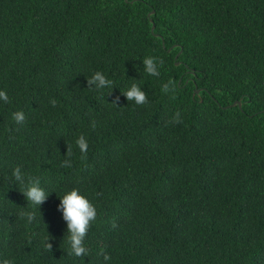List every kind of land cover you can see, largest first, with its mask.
<instances>
[{"label": "trees", "instance_id": "trees-1", "mask_svg": "<svg viewBox=\"0 0 264 264\" xmlns=\"http://www.w3.org/2000/svg\"><path fill=\"white\" fill-rule=\"evenodd\" d=\"M98 71L112 88L87 89ZM134 82L147 105L121 95ZM0 90V260L264 264V0H0ZM17 166L49 194L39 208ZM74 188L97 210L84 258L66 255L57 210Z\"/></svg>", "mask_w": 264, "mask_h": 264}, {"label": "clouds", "instance_id": "clouds-1", "mask_svg": "<svg viewBox=\"0 0 264 264\" xmlns=\"http://www.w3.org/2000/svg\"><path fill=\"white\" fill-rule=\"evenodd\" d=\"M144 65V70L147 74L151 76H159V68L163 66V60H157L155 57H145L142 61ZM87 89L101 90L104 88H112L113 81L108 79L102 72H95L90 78H87ZM176 86L173 81H169L162 87V92L168 93L169 91H175ZM128 102H134L136 106H144L149 103L148 96L145 91L137 83H132L129 88L121 92ZM0 101L7 104L10 103V99L7 93L0 90ZM120 102V97L117 96L113 101L112 105L118 107ZM53 107L57 106V100L52 99L50 101ZM13 120L17 124H21L25 120V115L22 111H17L13 113ZM183 120L181 118V113L177 111L174 116L166 122L165 126L168 124H180ZM91 127L94 130L96 128V121H91ZM81 153V159H87V153L89 149V143L87 138L81 134L75 141ZM73 155L72 145H67L66 159L61 162V168H71L72 162L71 157ZM12 177L20 186L19 191L23 194L25 199L28 201V205L39 208L47 199L48 193L41 187V182L39 178L33 176H25L21 168L17 166L12 171ZM60 203L57 210L62 213V218L67 224V231L65 238L68 244V249L66 255L76 258L88 257L89 249L85 245V239L88 231L90 230L92 223L95 222L97 217V210L95 206L84 196L79 193V189H72L66 192L62 197L59 198ZM21 219H26V221L31 224L35 220V212L27 211L25 208H21L18 213ZM113 227H116L115 222H113ZM51 238L46 237L43 241L44 250L47 252H52L53 245L50 242ZM105 264L111 260V257L101 252ZM0 264H15L13 259L4 258L0 260Z\"/></svg>", "mask_w": 264, "mask_h": 264}, {"label": "water", "instance_id": "water-1", "mask_svg": "<svg viewBox=\"0 0 264 264\" xmlns=\"http://www.w3.org/2000/svg\"><path fill=\"white\" fill-rule=\"evenodd\" d=\"M151 14H153V11H152L151 13L148 14V17H150ZM154 28H155V26H154L153 22L151 21V31H152V32H153ZM196 93H198V91H196ZM236 105H237L238 107H240V106H241V103H240L239 101H236V102H234V103L231 105V107H234V106H236Z\"/></svg>", "mask_w": 264, "mask_h": 264}]
</instances>
